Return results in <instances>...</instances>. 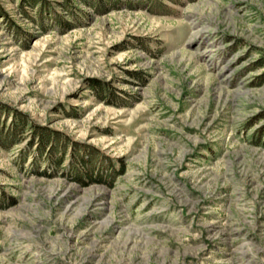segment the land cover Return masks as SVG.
Here are the masks:
<instances>
[{
    "label": "rangeland",
    "instance_id": "1",
    "mask_svg": "<svg viewBox=\"0 0 264 264\" xmlns=\"http://www.w3.org/2000/svg\"><path fill=\"white\" fill-rule=\"evenodd\" d=\"M0 264H264V0H0Z\"/></svg>",
    "mask_w": 264,
    "mask_h": 264
},
{
    "label": "trees",
    "instance_id": "2",
    "mask_svg": "<svg viewBox=\"0 0 264 264\" xmlns=\"http://www.w3.org/2000/svg\"><path fill=\"white\" fill-rule=\"evenodd\" d=\"M28 3L31 4H37L40 3L41 0H27ZM104 4V3H103ZM102 6V5H99ZM93 7L95 8L96 11H99L100 9H104V8H98L97 5H93ZM69 25V24H68ZM96 88L105 90L106 88L103 85H100V83L94 85ZM12 128H8V130L5 133V138L7 139L8 143H16L18 141H20V136L22 133H24L27 128L29 130V141H28V145L27 147L31 146V144L34 143V139L36 135H39L40 141H39V147H37V149L39 148L38 152H43V149L46 147V143L47 138L50 137L51 135H54V139L56 138V135L58 134L57 132L48 130L47 128L44 127H38L35 124H32L28 121H26V119H24L23 116H15L14 121L12 122ZM3 133V131L1 132ZM4 135V134H2ZM7 136V137H6ZM62 140L64 141L63 146H60V151H59V155L55 158V159H51L50 158V163L51 166L57 171L59 169V167H61L62 162H63V158L65 155V151H66V145L67 143L65 142V138L63 136ZM53 139V138H52ZM6 141V142H7ZM47 141V142H46ZM49 158V157H48ZM70 158H72V156H70ZM87 159H83L81 160L82 164L85 165L87 164L86 161ZM71 161V160H70ZM70 166V169H64V171L67 172V174H70L72 176V178L75 177L74 180L79 181L82 183V180H91V181H101L104 183H108L110 181H113V177H114V173L116 172V170L113 169V167H109V169H105L103 167L101 168H96L94 165L92 166H86V167H82V169L79 170V168H75L72 167L70 164L68 165V167ZM67 167V168H68ZM117 172H119V170H117Z\"/></svg>",
    "mask_w": 264,
    "mask_h": 264
}]
</instances>
